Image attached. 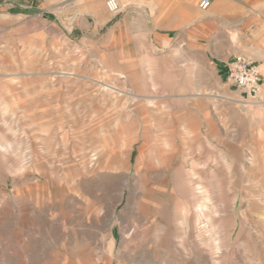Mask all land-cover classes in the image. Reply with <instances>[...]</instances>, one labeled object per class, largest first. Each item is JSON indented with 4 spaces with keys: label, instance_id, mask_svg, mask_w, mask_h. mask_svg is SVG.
Returning a JSON list of instances; mask_svg holds the SVG:
<instances>
[{
    "label": "rangeland",
    "instance_id": "rangeland-1",
    "mask_svg": "<svg viewBox=\"0 0 264 264\" xmlns=\"http://www.w3.org/2000/svg\"><path fill=\"white\" fill-rule=\"evenodd\" d=\"M48 5L0 0V264H264L259 97L202 60L194 80L184 49H17Z\"/></svg>",
    "mask_w": 264,
    "mask_h": 264
},
{
    "label": "crops",
    "instance_id": "crops-1",
    "mask_svg": "<svg viewBox=\"0 0 264 264\" xmlns=\"http://www.w3.org/2000/svg\"><path fill=\"white\" fill-rule=\"evenodd\" d=\"M48 1L47 18L22 19V37L14 39L17 49L46 50L54 59L60 51L72 52L88 31L103 43V50L120 56L125 49H133L139 56L146 57L149 52L167 58L184 49L190 59L181 71L188 66L194 80L204 81L202 60L209 69L207 81L214 82L211 89L224 85L233 89L227 81V66L241 55L259 64L263 76L259 119L264 121V0H211L206 11L200 8L202 0H118L120 11L116 14L108 11L107 0H79V9L75 0ZM27 8L35 9L34 2ZM186 73L175 77L174 89L184 88ZM175 106H181L179 129H184L183 103Z\"/></svg>",
    "mask_w": 264,
    "mask_h": 264
},
{
    "label": "built area",
    "instance_id": "built-area-1",
    "mask_svg": "<svg viewBox=\"0 0 264 264\" xmlns=\"http://www.w3.org/2000/svg\"><path fill=\"white\" fill-rule=\"evenodd\" d=\"M210 6L211 0H202L200 3V8L204 11ZM106 7L111 13L120 11L118 0H107ZM262 80L260 67L241 55L234 57L227 66L228 83L252 101L260 95Z\"/></svg>",
    "mask_w": 264,
    "mask_h": 264
}]
</instances>
